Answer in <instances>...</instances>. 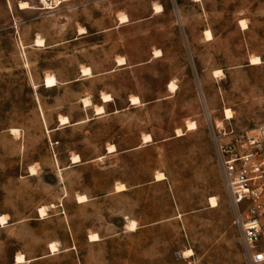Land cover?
<instances>
[{"label":"rangeland","instance_id":"1","mask_svg":"<svg viewBox=\"0 0 264 264\" xmlns=\"http://www.w3.org/2000/svg\"><path fill=\"white\" fill-rule=\"evenodd\" d=\"M262 126L264 0H0V264H248L213 135Z\"/></svg>","mask_w":264,"mask_h":264},{"label":"built area","instance_id":"2","mask_svg":"<svg viewBox=\"0 0 264 264\" xmlns=\"http://www.w3.org/2000/svg\"><path fill=\"white\" fill-rule=\"evenodd\" d=\"M213 139L234 207L233 223L248 249V264H264V126L218 129Z\"/></svg>","mask_w":264,"mask_h":264},{"label":"bare ground","instance_id":"3","mask_svg":"<svg viewBox=\"0 0 264 264\" xmlns=\"http://www.w3.org/2000/svg\"><path fill=\"white\" fill-rule=\"evenodd\" d=\"M21 7L22 8H29L31 6H30V4L28 2H22L21 3ZM161 11H163V6L162 5H157L156 6V12H161ZM120 20H121L122 23L127 22L128 21V17L126 15H123V16L120 17ZM241 23H242L243 26H246L245 20H242ZM80 33L81 34L86 33L85 28H81L80 29ZM205 33H206V36H207L208 39H210L212 37V33H211L210 30H207ZM36 44L38 46H41V45L44 44V40L42 38H39V39L36 40ZM156 53L159 54L161 52L158 50V51H156ZM260 63H262V60H261L260 57H253L251 59V64L252 65L260 64ZM125 64H126V59L124 57H120L118 59V65L122 66V65H125ZM220 72L221 71H216L215 74L218 75ZM82 76L85 77V78L92 76L91 68L90 67H84L82 69ZM58 83H59V81H58L57 77L55 76V74H49V75H47L45 77L44 86L46 88H54V87H56L58 85ZM34 87H35V85H34ZM170 88H171L172 91L176 90V85H175L174 82L170 83ZM103 99H104V101H110V100H112V97H111L110 94H104L103 95ZM84 103H85L86 106L89 105L90 104V99H88V98L84 99ZM138 103H140L139 97H137V96L131 97V104L135 105V104H138ZM95 113H96L95 114L96 116L104 115L105 114L104 106H102V105L96 106L95 107ZM225 113H226L225 116H226L227 119H231L233 117L232 116V111L230 109H227ZM88 120H90V118H87L85 120L77 122L76 124L81 123V122H86ZM70 124L71 123H70V119H69L68 116H60V125L62 127L70 125ZM194 127H196V123L195 122L189 123L188 129H191V128H194ZM13 132L17 133V129H13ZM182 134H183V132L180 129H178L177 135L180 136ZM152 140H153V137L151 136V134H145L144 135V138H143L144 143H149ZM115 151H116V146L114 144H111L108 147V152L109 153H113ZM79 162H81L80 156L78 154L73 155L72 163H79ZM32 172H35L34 168H32ZM164 178H165V175L163 173H161V172L157 173V175H156V180L157 181L158 180H163ZM126 188H127L126 185L123 184V183H120V184H118L116 186V190L117 191H122V190H125ZM87 200H88V198L85 195H79L78 196V201L79 202H85ZM217 200L218 199L215 196L210 198V203H211L212 207H217L218 206V201ZM46 211H47V208L45 206L40 208L41 215H45ZM7 223H8V220H7L6 216H1L0 217V224L2 226H4ZM127 227L131 231H136L138 229L137 221L136 220H130L129 223L127 224ZM89 239L91 241H98V240H100V237H99V235L97 233H92V234H90ZM50 251L52 253H55L56 251H58V247H57L56 243L52 242L50 244ZM193 254H194V252L192 250H187V251H184V252L181 253L182 257L184 256L185 258H189V257L193 256ZM25 262H27V260H26V258H25V256L23 254L17 255L16 264H23Z\"/></svg>","mask_w":264,"mask_h":264},{"label":"crops","instance_id":"4","mask_svg":"<svg viewBox=\"0 0 264 264\" xmlns=\"http://www.w3.org/2000/svg\"><path fill=\"white\" fill-rule=\"evenodd\" d=\"M82 73V72H81ZM111 102V101H110ZM105 103H108V102H105ZM100 105H102V104H100ZM102 106H104V105H102ZM105 108V107H104ZM95 110V109H94ZM82 121V120H81ZM215 208V207H214ZM210 209H213V207H210Z\"/></svg>","mask_w":264,"mask_h":264}]
</instances>
